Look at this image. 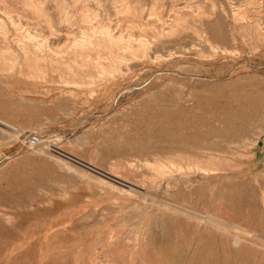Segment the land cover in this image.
<instances>
[{
	"label": "rangeland",
	"instance_id": "rangeland-1",
	"mask_svg": "<svg viewBox=\"0 0 264 264\" xmlns=\"http://www.w3.org/2000/svg\"><path fill=\"white\" fill-rule=\"evenodd\" d=\"M39 1L55 36L118 30L95 59L120 72L86 66L67 86L66 68L51 83L0 71V264H264V0H65L64 22Z\"/></svg>",
	"mask_w": 264,
	"mask_h": 264
},
{
	"label": "bare ground",
	"instance_id": "bare-ground-1",
	"mask_svg": "<svg viewBox=\"0 0 264 264\" xmlns=\"http://www.w3.org/2000/svg\"><path fill=\"white\" fill-rule=\"evenodd\" d=\"M19 2L22 4L21 9L14 8L12 6V4H10L9 2H7L5 0H0V71H3L4 73H7V74H11L12 76L16 77L17 79L19 78V80L24 79L25 81H30L27 79H32L34 81H38L41 83H48V82L51 83V81H52L51 80V73L54 71H57V72L62 71V69H59L60 67L66 68V70L69 73V78L64 77V74H65L64 72L59 73V76L61 78L59 80V84L61 82V83H64L63 85L86 83V82H83L84 78L92 76V74H90L88 72H86V75H85L86 70H84V69L86 66L91 67L93 69V71H95L97 74L98 73L104 74L107 77H110V76L112 77L113 75H115L116 72H118V71L120 72V66H119L120 63H119V65L117 63H115V62H117V60H116L117 58H115L113 55L110 56L108 63H104L100 60L95 59V54H99V51L102 48H105V46H107V45L110 46V44L114 43L115 41L116 42L122 41V35L120 34V32L118 30H116V29L112 30V28L106 27V29L104 31H102V33L105 32V35H106L105 39H98L97 37H93L92 34L88 35V36H83L80 38L76 34L71 35L72 33H75L73 30L66 31V32H68L67 34L65 32L64 34L62 33V34H58V36H55L54 35L55 30H54L53 26H51V20H52L51 15L53 13L50 14L49 10L45 9V7H44L45 2L39 1V0H20ZM75 2H76V0H75ZM7 3H9V4H7ZM57 3H58V9L61 11V16H60L61 18L60 19L63 20V22L64 21H71V20L75 19V17L69 16L68 11L66 10L67 2L65 0H58ZM76 3H78V2H76ZM16 4H18V3H16ZM76 7H78V6H76ZM82 8H84V7L82 6ZM54 9H56V8H54ZM53 15H55V14H53ZM59 15H57V16H59ZM55 16H53V17H55ZM88 16L89 15L85 16V20ZM43 18H44L45 22L48 24L47 25L49 27L48 31H45V30L39 29V28L33 29L32 27H29V25L31 24L30 20L33 19L34 21L38 20L37 22H40ZM77 18H76V20H77ZM89 22H91V21H89ZM41 24H42V22H40V25ZM70 24H72V23H70ZM35 25H37V24H35ZM34 28H35V26H34ZM43 28H45V27H43ZM81 28H82V26H81ZM94 29H95V27H94ZM76 32H78V31H76ZM99 34L100 33L98 32V35ZM95 35H97V34H95ZM62 36H65V39H67V43L65 45L62 44ZM70 42H72V43L69 44ZM67 44H69V45L66 47ZM142 46H144V45H142ZM143 53H145V52H143ZM102 59H103V57H102ZM81 71H84V74H81ZM3 80H4V78H3ZM1 85H2V83H1ZM76 86H78V85H76ZM0 120H1V118H0ZM8 123H10V122H8ZM7 125H9V124H7ZM3 129H4V127H3ZM8 131H10V130H8ZM261 131H262V129L260 130V132ZM11 132H13V131H11ZM7 133H9V132H7ZM249 135H251V134H249ZM246 144H248V143H246ZM69 157H71V156H69ZM51 159H52V157H51ZM210 160H214V158L211 157V159H209L208 161H210ZM145 161H146V164H149V162H151L150 160H145ZM221 161H222V159H221ZM63 162H65V161L63 160ZM153 162H154L153 167L158 172H160L162 175H165V173H168V172L182 173L184 171V167L182 165H179V164L172 162V161L170 162L169 165H166V164L162 163V161H157V160L153 161ZM234 163H236V162H234ZM235 165H237V164H235ZM130 166H131V168L132 167L135 168L136 164L131 163ZM139 166L141 167V165H139ZM209 167L202 165V163H200L198 161H193L187 165V169L189 171L195 169V170H201L205 173L213 171V168H211V167L209 168ZM69 168H70V165H69ZM96 168H98V167H96ZM235 168H237V167H235ZM99 172H100V170H99ZM113 176L114 177H112V178L114 179V181L116 180V181L120 182L121 184L124 183L123 185H125L127 188H129L132 191L136 190V189H134V187L132 185H129L128 183L125 182L128 180L123 181L124 179L120 180L118 176H116V175H113ZM120 178H122V177H120ZM115 184H117V183H115ZM131 197H132V195H131ZM168 200L164 204L174 212H179L178 208H180L189 214H196V216L198 215V217L205 218L206 220L209 221V224L211 222L215 226H217L218 228H220V227L225 228V229H226V227L229 228L230 223L226 222L225 218L223 219L221 217L214 216L212 214L210 215L208 213L201 214L199 212H194L188 206L187 207L180 206V204H178L179 202L176 203V202H174V200H171V201H168ZM243 229H245V230H243L245 232H251L249 229H246V228H243ZM237 235H239V234H237Z\"/></svg>",
	"mask_w": 264,
	"mask_h": 264
}]
</instances>
